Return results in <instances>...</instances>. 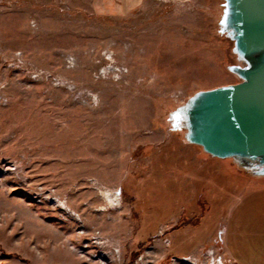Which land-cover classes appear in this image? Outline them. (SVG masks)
<instances>
[{
  "label": "rangeland",
  "instance_id": "obj_1",
  "mask_svg": "<svg viewBox=\"0 0 264 264\" xmlns=\"http://www.w3.org/2000/svg\"><path fill=\"white\" fill-rule=\"evenodd\" d=\"M221 3L142 0L111 15L89 0H0V264H234L225 220L264 179L184 142L169 117L239 81ZM97 188L118 207L95 211Z\"/></svg>",
  "mask_w": 264,
  "mask_h": 264
},
{
  "label": "water",
  "instance_id": "obj_2",
  "mask_svg": "<svg viewBox=\"0 0 264 264\" xmlns=\"http://www.w3.org/2000/svg\"><path fill=\"white\" fill-rule=\"evenodd\" d=\"M218 33L232 42L239 81L200 90L169 114L183 141L264 179V0H222Z\"/></svg>",
  "mask_w": 264,
  "mask_h": 264
},
{
  "label": "crops",
  "instance_id": "obj_3",
  "mask_svg": "<svg viewBox=\"0 0 264 264\" xmlns=\"http://www.w3.org/2000/svg\"><path fill=\"white\" fill-rule=\"evenodd\" d=\"M142 0H89L93 11L118 15ZM225 253L234 264H264V185L247 190L231 208L223 228Z\"/></svg>",
  "mask_w": 264,
  "mask_h": 264
},
{
  "label": "bare ground",
  "instance_id": "obj_4",
  "mask_svg": "<svg viewBox=\"0 0 264 264\" xmlns=\"http://www.w3.org/2000/svg\"><path fill=\"white\" fill-rule=\"evenodd\" d=\"M176 77H177V75H176ZM119 93V92H118ZM127 93H120V96H119V101H120V107H118L119 108V114L121 115V114H125L128 110H131V112H132V108L130 109V105L128 106V104L130 103V102H127V103H125L124 102V100H126V98H127ZM115 106V105H114ZM126 115V114H125ZM105 117V116H104ZM115 117V116H114ZM117 119V118H116ZM113 120V119H112ZM111 120V121H112ZM122 120V119H121ZM120 120V121H121ZM123 120H125L124 118H123ZM109 122V124H106V125H101V123H99V122H96L97 124V126L98 127H101V129H106V130H109V131H112L113 129H114V125H113V123L112 122ZM118 121V120H117ZM121 123V122H120ZM126 123V122H125ZM127 124V123H126ZM130 124V123H129ZM129 124H127V128H128V125ZM116 125H118V123H116ZM119 125H121V126H123L122 124H119ZM118 125V126H119ZM114 126V127H113ZM130 126H131V124H130ZM115 130H117V129H115ZM125 138V137H124ZM121 139V138H120ZM122 139H123V137H122ZM6 170H8V169H6ZM96 191H97V194H99L100 195V197H101V200L103 201V205H100L99 207H97V208H95V211H100V212H104V211H106L107 209H109V208H115V207H118V205H119V197H117L118 196V194H116L115 195V193H113V192H111L110 190H108V189H105V188H97L96 189ZM65 210H67L68 211V214L72 217V219H74V220H76V221H79V219H80V216H79V214L76 212V211H74V210H72V209H70L67 205H65V204H63V203H61L60 204ZM209 254V253H208ZM188 259H181V261H187ZM98 261H100V263H102V264H107L106 262H104L103 260H98ZM111 262V261H110ZM188 264H189V262H188Z\"/></svg>",
  "mask_w": 264,
  "mask_h": 264
},
{
  "label": "built area",
  "instance_id": "obj_5",
  "mask_svg": "<svg viewBox=\"0 0 264 264\" xmlns=\"http://www.w3.org/2000/svg\"><path fill=\"white\" fill-rule=\"evenodd\" d=\"M2 169H9V171H14L15 172V177H20L22 179V183L26 185V179L27 176L23 173V169H21V162L18 161H2L1 162ZM39 199H43L44 201H48L53 203V206L57 208V210L62 213V214H67L68 211L65 210L64 208L61 207V202L62 200H59L55 197L49 196V194H45L43 192L38 193ZM168 244V243H167ZM211 254V251L208 252ZM181 259H188L185 257H180L179 260ZM209 264H223L222 259L220 257H210Z\"/></svg>",
  "mask_w": 264,
  "mask_h": 264
},
{
  "label": "trees",
  "instance_id": "obj_6",
  "mask_svg": "<svg viewBox=\"0 0 264 264\" xmlns=\"http://www.w3.org/2000/svg\"><path fill=\"white\" fill-rule=\"evenodd\" d=\"M26 264H28V262H26Z\"/></svg>",
  "mask_w": 264,
  "mask_h": 264
}]
</instances>
